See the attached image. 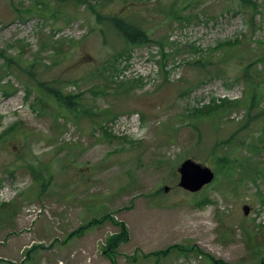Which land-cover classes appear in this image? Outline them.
<instances>
[{
	"label": "rangeland",
	"instance_id": "1",
	"mask_svg": "<svg viewBox=\"0 0 264 264\" xmlns=\"http://www.w3.org/2000/svg\"><path fill=\"white\" fill-rule=\"evenodd\" d=\"M90 1L153 42L130 47L86 0H0V264H262L264 97L248 124L246 100L223 101L252 94L246 67L264 88V1L257 14L226 0ZM40 84L78 95V107ZM230 138L251 174L180 188L181 164L214 171L212 153H230ZM105 215L129 233L116 252L104 251L120 232L110 221L70 237ZM171 246L204 254L146 258Z\"/></svg>",
	"mask_w": 264,
	"mask_h": 264
},
{
	"label": "trees",
	"instance_id": "2",
	"mask_svg": "<svg viewBox=\"0 0 264 264\" xmlns=\"http://www.w3.org/2000/svg\"><path fill=\"white\" fill-rule=\"evenodd\" d=\"M83 0H80V2ZM228 4H232L233 6L235 5L238 10H251L253 11V14H257V10L259 8V6L257 5L258 2L257 1H261V0H226ZM264 1V0H263ZM86 3L88 4L91 13L96 17L97 20V24L100 25L101 27H107L110 30L114 31L116 33L117 36L121 37L125 43L127 45H129L130 47H134V46H143V45H150L153 40L150 37V34L142 27V25L139 22L130 20L128 18H124L119 16L118 14H103L100 9H98V7H100L99 4H92L90 0H86ZM45 4V3H44ZM42 4V5H44ZM104 5V4H103ZM102 5V6H103ZM101 6V7H102ZM42 10H44L42 7H40ZM255 9V10H254ZM29 12V11H27ZM31 12V10H30ZM254 24L252 23V26ZM102 31H104V29H101ZM237 42H239V40H236V42H226L224 44H220L218 45L219 48L221 47H233L235 44H238ZM201 63V64H200ZM209 64H211V62H208ZM8 64L11 66V64L8 62ZM196 65H200L203 68H206V65L203 64L202 62H197L195 63ZM220 74L224 75L225 73H227L226 69H222L219 70ZM250 73V68L246 67L243 71V77L244 80L247 83V86L251 88L252 94L250 92L246 93V97L243 100H233V101H223V103L226 104H230L232 107H236L237 105H243L245 108L246 106L243 104L242 101L246 100V102H248L247 105V111H249L248 113V119L246 124L250 123L252 120L254 121L253 117L251 116V112L259 107L258 104V100L261 99L262 97H264V88H262V86H260L258 83L254 84L253 83V79L251 78V75H249ZM31 74V73H30ZM32 76V74H31ZM40 86L47 92L48 95H51L55 98V100L61 104L64 108L69 109V110H73L76 109L79 105V96H75V95H65L62 93L61 96H58V91H56V88L51 87L47 84H40ZM261 114L264 115V110H260ZM215 113V108L214 106H210V107H206L203 109H195L192 111L191 115L196 116V118L198 119H204L208 116H210L211 114ZM262 117V116H261ZM252 121V122H253ZM264 121V119H263ZM262 136H261V140L264 138V123H263V127H262ZM231 140V141H230ZM230 140H225L223 142H221L223 145L227 146V150H230V153L228 152H221L220 153H212L213 156L215 157V168L214 171L217 175V177H215V182L217 183L218 180H221L222 178H227L228 176H234L237 177V175L239 174L240 169L243 170L244 173L246 174H251L252 169H253V165L251 163L250 167L245 169L244 167H239V165L241 164L242 160H240L237 156L238 154V146H240V144H238L237 140H232V138H230ZM241 145H243L241 143ZM248 149L250 151L255 152L256 150H258V146L257 144H252L248 147ZM236 150V151H233ZM214 151L216 152V149H214ZM236 157V158H234ZM255 173H257V170H255ZM210 199L208 198H204L201 201V206H204L208 203H210ZM106 221H110L113 225H115L116 227H119L120 232L110 236L106 242H105V253L109 254V253H114L116 252V250L119 248L120 245H122L123 243H127L129 240V233L127 230L126 225L123 222H119L117 221L115 218H113L111 215H105L104 217H102L101 219H93L91 220V222L86 225L81 227L78 231H76L75 233H72L70 235V237H73L74 235H83L89 228L91 227H95L97 225H99L100 223H104ZM173 249H179L180 252L182 254L185 253H190L191 250L194 251L197 254H204L202 251L195 249V248H191V249H182L180 248V246H171L170 248H168L167 250L164 251H156L153 253H150L148 255H146V258L148 257H166L170 251H172ZM211 259V261H213V264H229V263H224L221 260H213L212 257H209ZM262 264H264V261L262 262Z\"/></svg>",
	"mask_w": 264,
	"mask_h": 264
},
{
	"label": "water",
	"instance_id": "3",
	"mask_svg": "<svg viewBox=\"0 0 264 264\" xmlns=\"http://www.w3.org/2000/svg\"><path fill=\"white\" fill-rule=\"evenodd\" d=\"M180 188L191 192L198 193L204 187L210 185L215 177V172L210 168H202L192 160L183 162L179 168ZM251 208L248 205L243 207L244 214L247 216Z\"/></svg>",
	"mask_w": 264,
	"mask_h": 264
},
{
	"label": "built area",
	"instance_id": "4",
	"mask_svg": "<svg viewBox=\"0 0 264 264\" xmlns=\"http://www.w3.org/2000/svg\"><path fill=\"white\" fill-rule=\"evenodd\" d=\"M133 116H131V117H128V119H130V118H132ZM127 118V117H126ZM123 119H125V118H123ZM136 123H137V120H136ZM133 124H135L134 122H133Z\"/></svg>",
	"mask_w": 264,
	"mask_h": 264
}]
</instances>
